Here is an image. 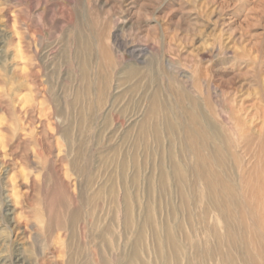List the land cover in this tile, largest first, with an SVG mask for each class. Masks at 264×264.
<instances>
[{
    "label": "rangeland",
    "instance_id": "1",
    "mask_svg": "<svg viewBox=\"0 0 264 264\" xmlns=\"http://www.w3.org/2000/svg\"><path fill=\"white\" fill-rule=\"evenodd\" d=\"M183 93L264 135V0H0V264L260 259L190 169Z\"/></svg>",
    "mask_w": 264,
    "mask_h": 264
},
{
    "label": "bare ground",
    "instance_id": "2",
    "mask_svg": "<svg viewBox=\"0 0 264 264\" xmlns=\"http://www.w3.org/2000/svg\"><path fill=\"white\" fill-rule=\"evenodd\" d=\"M177 101V119L183 133L184 148L193 161L190 169L203 180L205 187L212 190L211 194L217 197V201L230 204L229 209L236 217H240L243 226L247 225V219L252 218L254 222L259 223L260 234H253L256 241L253 250L257 252L260 259L249 257L248 264H264V135H256V131L241 133L236 122L231 127L233 133H236L235 144L227 142L224 134L220 132L216 114L212 113L211 106H203L199 99L189 93H183L182 98ZM224 111L221 109L219 114L222 119L230 123L232 117L226 116ZM241 149L244 155L240 153ZM228 150H230L231 159H234L237 164L239 180L226 173V167L230 169L225 158ZM250 153L256 157V163L252 166L248 165L249 162L246 163V159L243 158L245 154ZM238 202L242 204V207L244 206L243 209H239ZM246 241L251 244V236L244 240Z\"/></svg>",
    "mask_w": 264,
    "mask_h": 264
}]
</instances>
